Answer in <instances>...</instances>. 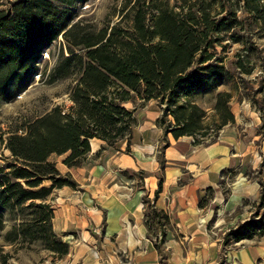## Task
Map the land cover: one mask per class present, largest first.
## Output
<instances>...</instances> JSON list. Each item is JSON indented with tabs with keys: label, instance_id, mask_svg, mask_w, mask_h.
I'll list each match as a JSON object with an SVG mask.
<instances>
[{
	"label": "trees",
	"instance_id": "trees-1",
	"mask_svg": "<svg viewBox=\"0 0 264 264\" xmlns=\"http://www.w3.org/2000/svg\"><path fill=\"white\" fill-rule=\"evenodd\" d=\"M86 1L16 0L0 8V101H11L28 87L42 51L59 36L83 48L84 58L69 50L70 55L59 61L50 75L53 82L80 72L70 89L73 104L67 110L54 106L29 121L22 133L12 131L7 135L4 147L14 163L6 157L0 167V226L5 211L17 209L29 216L12 225L5 240H39L59 255L67 252L68 243L52 229L53 210L47 199L54 188H75L77 184L69 174H61L49 159L51 154L67 153L62 162L71 167L86 158L92 138L110 146L126 138L129 150L135 108L128 109L123 103L134 93L143 101L157 102L161 114L156 124L175 139L192 136L194 143H201L197 134L205 136L210 128L214 139L222 126L234 121L229 92L216 94L213 109L218 122L214 128L204 125L206 111L194 100L215 89L226 75L223 61H210V49L217 40L214 32L231 26L224 23L229 19L227 14L210 19V3L200 1L179 5V11L156 8L150 24L146 23L145 12L138 9L131 33L116 27L108 33L79 32V23L73 22L74 6ZM259 6V0H245L242 7L258 13ZM44 181L49 185H42ZM261 186L263 197L264 184ZM160 187L161 180L157 191ZM153 201L144 199L145 225L149 234L159 228L154 245L160 252V264H168L161 244L169 218ZM259 222L252 217L230 228L223 243L230 233L234 240H240L264 232ZM10 256L8 252L0 254V264H13ZM217 264H224V259Z\"/></svg>",
	"mask_w": 264,
	"mask_h": 264
},
{
	"label": "crops",
	"instance_id": "crops-1",
	"mask_svg": "<svg viewBox=\"0 0 264 264\" xmlns=\"http://www.w3.org/2000/svg\"><path fill=\"white\" fill-rule=\"evenodd\" d=\"M229 109L233 122L212 141L194 143L165 134L156 124L161 108L149 100L135 112L129 150L126 138L113 146L92 138L80 165L56 163L77 186L54 188L47 199L52 229L68 243L48 263L160 264V230L149 234L145 225L149 199L169 218L161 244L168 264H217L223 255L224 264H264V232L222 242L223 228L248 218L246 201L264 184L259 116L238 102L229 101Z\"/></svg>",
	"mask_w": 264,
	"mask_h": 264
},
{
	"label": "rangeland",
	"instance_id": "rangeland-1",
	"mask_svg": "<svg viewBox=\"0 0 264 264\" xmlns=\"http://www.w3.org/2000/svg\"><path fill=\"white\" fill-rule=\"evenodd\" d=\"M13 1L16 0H0V8H6ZM200 1L210 3V19H219L227 14L229 19L224 23L225 25L231 23L228 29L214 32L217 40L213 43V49H210L213 55L210 61H223L226 70L224 80L212 91L194 98L195 102L206 111L204 125L215 127L218 122V116L213 109L216 94L229 92L233 98L229 101L248 105L257 112L260 119L258 131L264 134V0H259L258 13L245 10L242 7L245 0H88L74 6L73 22L79 23V32L97 33L105 30L108 33L112 27H116L123 33H131L134 14L138 9L145 12L146 23L150 24L152 15L157 11L156 8L167 7L179 11V5L186 7L190 3L197 4ZM69 50L84 58L81 46H73L59 36L42 51L36 63V74L28 87L13 100L0 101V137L3 139V142H0V167L3 166L6 157L12 164L14 163L9 150L4 147L7 135L12 131L22 133L29 121L45 114L54 106L67 110L73 104L69 98L70 89L79 78L80 72L76 71L53 82L50 80L53 68L59 61H63L70 55ZM146 103L147 101L139 99L134 93L131 100L123 104L128 109L135 108L137 112ZM213 134L214 131L209 128V133L205 136L197 134L196 137L200 141L209 142L213 139ZM66 155L67 153L51 154L49 159L56 165V163H63L62 160ZM49 183L44 181L42 185H49ZM246 205L251 214L244 221L256 217L260 219L259 224L264 225V196L260 195L254 200H247ZM2 216L0 254L8 252L11 255L9 260L13 264H49L48 262L55 256H61L43 247L39 240L23 242L5 240L7 230L29 216L19 213L17 209L5 211ZM244 221L223 228V239L225 233L231 231L230 228H236ZM152 232L155 233V230ZM232 237L230 233L226 243L223 244L239 241ZM221 259H224V255L218 262Z\"/></svg>",
	"mask_w": 264,
	"mask_h": 264
}]
</instances>
